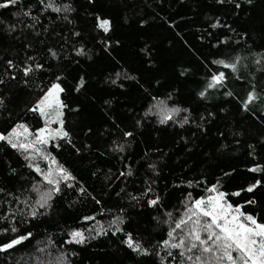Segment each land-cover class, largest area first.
Listing matches in <instances>:
<instances>
[{
  "label": "trees",
  "instance_id": "trees-1",
  "mask_svg": "<svg viewBox=\"0 0 264 264\" xmlns=\"http://www.w3.org/2000/svg\"><path fill=\"white\" fill-rule=\"evenodd\" d=\"M56 2L72 5L74 11L68 14L72 24L63 20V14L58 16L51 10L42 14L38 0H19L16 6L0 9V20L5 22L0 25V79L4 81L0 84V96L6 100V107L0 108V130L17 119H23L33 131L40 127L39 118L26 109L42 94L37 85L46 88L57 75H62L61 99L67 105L65 129L71 143L55 141L47 150L72 172L77 186L83 185L91 196L64 187L54 198L48 215L28 224H17L19 234L33 235L14 250L0 253V264H25L35 248L43 247L49 239L53 241L49 248L55 254V249L69 239V230L95 228L96 221L107 235L89 239L84 245L64 244L67 251L77 253L71 257L72 264H158L155 252L166 255L167 251L158 247L169 230V224L161 222L167 219L164 213L177 217L183 211L181 202H186L189 193L193 198L204 196L205 188L217 180L229 203L241 205L242 211L257 215L264 222V171H249L256 164L264 167V136L234 135L239 132L220 113L222 108L232 107L236 121L253 119L263 126L264 133V64L254 63V54L264 53V0H253L252 4L245 0ZM236 3L241 7L236 8ZM17 11L21 15L13 16ZM23 11L39 18L35 31L27 27L32 20L31 16H23ZM97 15L111 21L108 33L95 28ZM9 24L16 25L12 33L5 30ZM213 24L217 27L213 28ZM73 31L79 32L80 37L72 36ZM104 40L109 42L107 50ZM221 40L227 42L219 43ZM81 45L87 54L77 57L72 49ZM48 47L63 53L59 61L47 55ZM224 54L242 57L237 72L211 63L227 58ZM64 55L69 58L65 60ZM29 56L34 61H28ZM9 59L14 65L11 69L7 66ZM34 62L42 63L44 69L25 77L23 67ZM210 70L225 72L227 79L224 87L209 90L207 98L201 99L197 93L204 89ZM117 72H126L136 79L121 76L112 85L108 81L116 78ZM80 76L85 85L77 92L74 89ZM252 84L261 100L245 111L241 101ZM170 92L174 93L170 104L187 108L195 123L182 128L172 121L160 125L152 116L137 128L135 120L141 118L151 97L163 98ZM225 92L232 96H225ZM106 100L111 104H105ZM209 112L213 117H208ZM184 115L178 114L177 120ZM202 115L206 117L203 132L196 127L202 123ZM122 131L133 132V136L125 139ZM113 141L125 143V151H110ZM250 151L253 155H249ZM38 163L46 167L43 161ZM149 163L156 164L155 174L148 168ZM10 167L17 170L15 174L9 172ZM129 167L132 175L121 176ZM33 178L39 179L15 150L0 142V188L4 189L0 193V214L9 207L13 211L23 207L4 201L11 199L7 193L23 199ZM256 180H261V184L253 192L246 191ZM147 187L152 191L145 193ZM233 192L239 195L233 196ZM129 194L141 197L139 203L131 201ZM92 196L101 204H96ZM156 196L160 203L148 207L147 199ZM253 199L258 203H246ZM115 215L123 216L125 223L121 225L123 232L114 237L108 228ZM84 216H94L95 220L83 221ZM129 232L153 254L139 256L121 244L124 234ZM11 238V233L0 234V242ZM172 252L178 261V251ZM50 258L47 251L41 255L44 260Z\"/></svg>",
  "mask_w": 264,
  "mask_h": 264
},
{
  "label": "snow or ice",
  "instance_id": "snow-or-ice-1",
  "mask_svg": "<svg viewBox=\"0 0 264 264\" xmlns=\"http://www.w3.org/2000/svg\"><path fill=\"white\" fill-rule=\"evenodd\" d=\"M88 2L91 4L93 0H88ZM223 2L224 0H217V3ZM245 2L252 4L253 0H245ZM18 3L19 0H0V9L7 10L10 7L16 6ZM37 6L40 7L42 14L47 10H51V12L57 13L58 16L63 14V20L67 23H73L68 15L74 11L70 3L59 4L56 0H38ZM235 7L240 8L241 4L236 3ZM12 15L19 17L21 12H13ZM22 15L27 17L31 16V13L30 11H23ZM38 19L37 16H31L32 23L27 25V27L35 31ZM4 23L3 20H0V25ZM110 27L111 21L108 18H102L99 15L95 17L96 29L108 33ZM212 27H217V24H213ZM225 27H228V25H225ZM15 28L16 25L9 24L5 30L12 33ZM45 31H47V28H45ZM71 35L77 38L80 37V33L75 31H73ZM226 42V40L219 41V43ZM103 44L105 50H107L109 42L104 40ZM60 47L63 49V45ZM72 51L77 57L87 54L82 45L80 47H74ZM144 51V49H141V52ZM47 55L52 60L59 61L63 53L54 47H48ZM224 55L227 58L214 59L211 63L225 69H230L233 73L237 72L238 64L242 57L239 55L234 57L229 56V54ZM254 55L256 57L254 60L255 64H264V53H256ZM63 58L67 60L69 57L64 55ZM28 61H34V58L29 56ZM7 66L9 69L14 67L11 59L7 61ZM43 69L44 65L42 63L34 62L33 64L23 67L22 71L24 76L27 77L33 71ZM181 75H183V73H181ZM115 76L116 78H111L108 81L112 85H116L117 79L121 76H123L124 79H136L133 76H128L126 72H117ZM11 79H16V77L12 76ZM226 79L225 72H212L210 70V74L206 78L204 89L199 91L197 95L201 99H206L208 91L224 87ZM61 80L62 75H57L49 82L46 88L37 85V88L42 94L38 95V98L32 106L26 109V112L32 113L39 118L42 122L40 127L35 128L33 131L31 125L23 119H17L5 129L0 130V142L15 150L25 161V166L39 177V179L33 178L31 186L24 190L23 199H21L19 195L7 193V196L11 199L5 200L4 204L11 205L14 202L23 205V207L16 211H13L12 208L9 207L7 211L0 214V234L7 235L11 233L13 236V238L7 241L0 242V253H8L9 250H14L17 245H21L23 241L33 235L31 232H25V234L22 235L19 234L17 224H28L31 220L48 215L50 210L54 207V198L61 194L64 187L69 189L75 188L79 194L91 196V193H87L83 185L77 186L75 183L76 177L72 172L47 150V146L55 141L63 140L71 143L70 133L65 129L64 109L67 108V105L61 99V94L64 92V88L60 83ZM2 83H4V81L0 79V84ZM24 83L27 84V81L25 80ZM84 85L85 79L83 76H80L74 90L78 92ZM120 86L122 87V85ZM173 95L174 93L170 92L163 98L160 96H152L151 102L144 110L141 118L135 120V126L137 128L142 127L143 121L152 116L156 117V123L160 125L172 121L182 128L185 124L190 122L195 123L187 108L182 109L176 104H170ZM224 95L232 96V93L225 92ZM260 100L261 96L256 91V86L252 84L245 98L241 101V107L243 110L248 111L251 104ZM105 104L110 105L111 101L106 100ZM4 107H6V100L3 96H0V108ZM76 110L77 109H73V111ZM220 111L223 112L225 109L222 108ZM181 112L185 113V115L183 119L177 120V116ZM208 117H213V113L209 112ZM205 119L206 117L202 115L200 117L202 123L196 125L201 132L204 131L203 121ZM117 128H119V125H117ZM122 135L127 139L133 136V132L122 131ZM234 135H241V133H235ZM221 136H223V133H221ZM56 147H59V144H56ZM73 147L75 146L73 145ZM85 147H87V145ZM125 147V143L113 141L110 151L123 153ZM249 148H253V146L249 145ZM76 151L79 152L80 150L77 148ZM249 155H253V152L250 151ZM38 161H43L46 167H41ZM148 168L151 169L154 174L156 173L155 163H149ZM16 171L15 168H9V172L12 174H15ZM249 171L253 173L262 172L264 171V167L256 164L251 167ZM120 175L131 176V168L129 167L126 173L121 172ZM225 175H228V173H225ZM261 182V180H256L254 183H251L246 191L253 192ZM146 183L148 182L146 181ZM152 183H154V181H152ZM188 183L191 184L192 182L189 181ZM151 191V187L145 189V193ZM3 192L4 189L0 188V193ZM205 192L207 194L199 198H193L191 193H189L186 197V202H181L183 211L180 212L177 217H174L171 212L164 213L167 219L161 222L169 224V230L167 232V238L161 240L158 247H162L167 251L166 255H161L160 251L155 252L158 264H173L174 261L175 264H264V222H260L257 215L242 211L241 205L229 203L226 199V193L220 190L219 180H217V183L207 186ZM117 195L119 196L120 194L117 193ZM232 195H239V193L233 192ZM140 198L141 197L129 194V199L131 201L139 203ZM92 199L96 204H101V201L97 200L94 196H92ZM159 203V196L153 199H147L148 207L157 206ZM246 203L255 205L258 202L253 199ZM81 219L83 221H92L95 220V217L84 216ZM124 223L123 216L115 215L109 222L108 231L115 237L118 233L123 232L121 225ZM173 224L174 227L172 226ZM86 231L88 233L87 235H85ZM102 235H107V232L105 228L100 225V222L96 221L95 228L86 230L73 228L69 230V239L65 241L64 244L84 245L89 239H95ZM120 243L139 256L148 257L153 254L149 248L144 247L139 239H135L130 232L124 234V238ZM64 244L55 249V254H53L49 248V246L53 245V241L49 239L43 247L37 246L35 248V253L31 255V258L26 261L25 264H72L71 257L77 255V253L67 251ZM172 249L178 251L180 258L178 261H176V256L172 252ZM46 251L51 258L47 260L41 259V255Z\"/></svg>",
  "mask_w": 264,
  "mask_h": 264
},
{
  "label": "rangeland",
  "instance_id": "rangeland-1",
  "mask_svg": "<svg viewBox=\"0 0 264 264\" xmlns=\"http://www.w3.org/2000/svg\"><path fill=\"white\" fill-rule=\"evenodd\" d=\"M225 111L221 112L222 117L241 135L249 137H261L264 136L262 132L263 126L253 119H247L244 121H236L234 118V109L232 107H224Z\"/></svg>",
  "mask_w": 264,
  "mask_h": 264
}]
</instances>
